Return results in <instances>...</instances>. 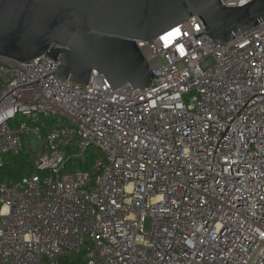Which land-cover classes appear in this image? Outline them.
<instances>
[{"label": "built area", "instance_id": "2783aa9c", "mask_svg": "<svg viewBox=\"0 0 264 264\" xmlns=\"http://www.w3.org/2000/svg\"><path fill=\"white\" fill-rule=\"evenodd\" d=\"M203 30L138 40L145 88L0 59V170L45 145L0 180V264H264V21L217 47Z\"/></svg>", "mask_w": 264, "mask_h": 264}, {"label": "water", "instance_id": "95a60500", "mask_svg": "<svg viewBox=\"0 0 264 264\" xmlns=\"http://www.w3.org/2000/svg\"><path fill=\"white\" fill-rule=\"evenodd\" d=\"M198 16L214 46L264 21V0H0V59L46 55L63 79L88 84L94 70L109 89L148 87L152 68L137 41H152ZM52 72V73H54Z\"/></svg>", "mask_w": 264, "mask_h": 264}, {"label": "trees", "instance_id": "16d2710c", "mask_svg": "<svg viewBox=\"0 0 264 264\" xmlns=\"http://www.w3.org/2000/svg\"><path fill=\"white\" fill-rule=\"evenodd\" d=\"M34 159L35 156L28 149L19 156H7L5 166L0 170V180H20L24 175L31 172ZM83 166L88 168L89 164H84Z\"/></svg>", "mask_w": 264, "mask_h": 264}, {"label": "rangeland", "instance_id": "374dc122", "mask_svg": "<svg viewBox=\"0 0 264 264\" xmlns=\"http://www.w3.org/2000/svg\"><path fill=\"white\" fill-rule=\"evenodd\" d=\"M30 144L27 145V149L30 151V153L33 154V156L37 157L40 155L44 150V144L37 139L35 135H30ZM88 155L94 154L96 156H102V152L99 149H96L95 147L91 146L88 150ZM78 165H74L72 169H76ZM153 224V218L151 216L147 217L146 223H145V230L147 232H150L152 229Z\"/></svg>", "mask_w": 264, "mask_h": 264}, {"label": "snow or ice", "instance_id": "6c2138e0", "mask_svg": "<svg viewBox=\"0 0 264 264\" xmlns=\"http://www.w3.org/2000/svg\"><path fill=\"white\" fill-rule=\"evenodd\" d=\"M178 31V30H177Z\"/></svg>", "mask_w": 264, "mask_h": 264}]
</instances>
